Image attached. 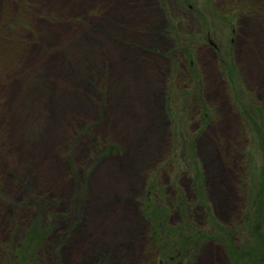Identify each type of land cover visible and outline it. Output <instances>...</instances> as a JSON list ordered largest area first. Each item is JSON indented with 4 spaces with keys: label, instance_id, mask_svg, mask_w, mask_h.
<instances>
[{
    "label": "rangeland",
    "instance_id": "374dc122",
    "mask_svg": "<svg viewBox=\"0 0 264 264\" xmlns=\"http://www.w3.org/2000/svg\"><path fill=\"white\" fill-rule=\"evenodd\" d=\"M0 264H264V0H0Z\"/></svg>",
    "mask_w": 264,
    "mask_h": 264
},
{
    "label": "trees",
    "instance_id": "16d2710c",
    "mask_svg": "<svg viewBox=\"0 0 264 264\" xmlns=\"http://www.w3.org/2000/svg\"><path fill=\"white\" fill-rule=\"evenodd\" d=\"M190 71H191V70H190ZM190 71H189V73H190ZM191 72H192V71H191ZM113 149L115 150V148H114V147H113V148H112V147H110L109 151H112ZM175 247L177 248V246H175ZM176 253H178V250H177V249H176ZM172 259H173V258H172Z\"/></svg>",
    "mask_w": 264,
    "mask_h": 264
},
{
    "label": "bare ground",
    "instance_id": "6f19581e",
    "mask_svg": "<svg viewBox=\"0 0 264 264\" xmlns=\"http://www.w3.org/2000/svg\"><path fill=\"white\" fill-rule=\"evenodd\" d=\"M258 41H261V37L258 38ZM260 43H262V42H260Z\"/></svg>",
    "mask_w": 264,
    "mask_h": 264
}]
</instances>
